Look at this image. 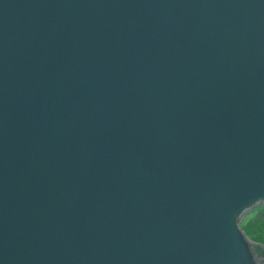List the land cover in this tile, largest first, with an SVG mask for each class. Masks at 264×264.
Listing matches in <instances>:
<instances>
[{"label":"water","instance_id":"obj_1","mask_svg":"<svg viewBox=\"0 0 264 264\" xmlns=\"http://www.w3.org/2000/svg\"><path fill=\"white\" fill-rule=\"evenodd\" d=\"M264 0H0V264H264Z\"/></svg>","mask_w":264,"mask_h":264},{"label":"trees","instance_id":"obj_2","mask_svg":"<svg viewBox=\"0 0 264 264\" xmlns=\"http://www.w3.org/2000/svg\"><path fill=\"white\" fill-rule=\"evenodd\" d=\"M241 228L252 241L264 245V205L249 213L242 220Z\"/></svg>","mask_w":264,"mask_h":264}]
</instances>
